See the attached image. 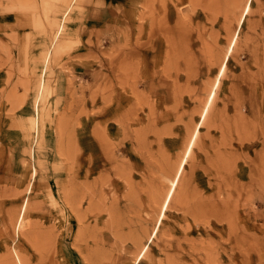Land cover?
<instances>
[{
    "label": "rangeland",
    "instance_id": "rangeland-1",
    "mask_svg": "<svg viewBox=\"0 0 264 264\" xmlns=\"http://www.w3.org/2000/svg\"><path fill=\"white\" fill-rule=\"evenodd\" d=\"M245 2L0 0V264H264V0L236 31Z\"/></svg>",
    "mask_w": 264,
    "mask_h": 264
},
{
    "label": "bare ground",
    "instance_id": "bare-ground-1",
    "mask_svg": "<svg viewBox=\"0 0 264 264\" xmlns=\"http://www.w3.org/2000/svg\"><path fill=\"white\" fill-rule=\"evenodd\" d=\"M250 1L251 0H246V2H245V5H244V8H243V10H242V13H241V16H240V18H239V21H238V25H237V28H236V31H237V29L241 26V23L243 22V19H244V17H245V15H246V13L248 12V10H249V6H250ZM145 2V1H144ZM143 4V3H142ZM153 4V3H152ZM144 5V4H143ZM145 5L147 6V4L145 3ZM145 7V6H144ZM143 11H144V9H142ZM138 13H141V12H138ZM141 15V14H140ZM138 16V15H137ZM140 17V16H139ZM138 19V18H137ZM140 24V23H139ZM137 27H138V25H137ZM139 28V27H138ZM139 30V29H138ZM147 31V30H146ZM235 31V33H234V35H233V37H232V39H231V42H230V44H229V46H228V48H227V50H226V52H225V55H224V58H223V60H222V62H221V64H220V67H219V70H218V74H217V76H216V79H215V81H214V83H213V88L210 90V92H209V94H208V97H207V99H206V101H205V104H204V106H203V109H202V112H201V115H200V121H199V123H197V125H196V127H195V130L192 132V135H191V137H190V139H189V142L187 143V146H186V148H185V151H184V154H183V156H182V158H181V160H180V162H179V164H178V167H177V169H176V172H175V175H174V177L172 178V180H171V182H170V185H169V188H168V190H167V192H166V196H165V198H164V201H163V203H162V206H161V210H160V212H159V216H158V218H157V224L159 223V221H160V219L162 218V216L164 215V210L166 209V207H167V205H168V203H169V201H170V199H171V197H172V195H173V192H174V190H175V187H176V185H177V182H178V178H179V176H180V174H181V172H182V170H183V167H184V164H185V162H186V160H187V157H188V155H189V153H190V151H191V148H192V145H193V143H194V140H195V138H196V136H197V129H198V126H199V124H200V122H201V120H203L204 119V117H205V115H206V113H207V111H208V108H209V106H210V104H211V102H212V99H213V96H214V93H215V87L218 85V83H219V80H220V76L222 75V73H223V71H224V69H225V66H226V60H227V58H228V56H229V54L231 53V51H232V47H233V44H234V42H235V39H236V36H237V32ZM135 37H136V35H135ZM138 38V37H137ZM135 39V38H134ZM123 45H126V44H123ZM130 50V49H129ZM131 51V50H130ZM47 59V58H46ZM133 60H134V58H133ZM127 61V60H126ZM130 61H132V60H130ZM133 63V62H132ZM131 63V64H132ZM128 66V65H127ZM127 66H126V70H128L129 69V67L127 68ZM129 66H132V65H130L129 64ZM125 69H123V70H125ZM126 70H125V72H126ZM124 72V73H125ZM132 72V71H131ZM126 74V73H125ZM124 74V75H125ZM118 75V74H117ZM127 76V75H126ZM129 80V79H128ZM41 85H42V83H40ZM122 84V83H121ZM123 85V84H122ZM42 88H43V86H42ZM35 110H37V106L35 107ZM53 201V200H52ZM54 203H55V199H54V201H53ZM52 202V203H53ZM21 214H19L18 215V217H17V221L20 223V221H21ZM155 229H156V227L154 228V230H153V233H154V231H155ZM146 246H147V244H145L143 247H142V249H141V251H140V253L138 254V256H137V258H136V260H138L139 258H140V256L142 255V253H143V251L145 250V248H146ZM13 255H14V257L18 260V262H19V256H18V254H17V252L16 251H13ZM11 261V260H10Z\"/></svg>",
    "mask_w": 264,
    "mask_h": 264
}]
</instances>
